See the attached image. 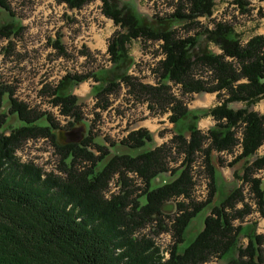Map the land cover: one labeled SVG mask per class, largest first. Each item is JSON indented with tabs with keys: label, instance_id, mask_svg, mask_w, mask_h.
Returning a JSON list of instances; mask_svg holds the SVG:
<instances>
[{
	"label": "trees",
	"instance_id": "1",
	"mask_svg": "<svg viewBox=\"0 0 264 264\" xmlns=\"http://www.w3.org/2000/svg\"><path fill=\"white\" fill-rule=\"evenodd\" d=\"M59 1L70 9H79L93 0ZM99 1L101 13L119 29L110 35L106 44L109 66L84 74L65 73L50 89L52 102L59 103L61 111L72 117L69 126L81 121L72 87L88 78L95 82L90 87L91 94L102 101L122 81L131 90L147 93L161 103L172 100L166 92L168 82L178 83L186 94L215 93L218 103L201 113L179 102L170 105L168 121L174 132L172 141L178 142L183 157L178 167L169 169L172 176L169 181L151 187V181L167 171L162 161L165 145L134 155L115 153L107 159L106 147L95 144V152L87 148L92 140L88 132L78 143L59 145L53 133L57 126L51 118L27 110L25 104L12 97L9 87L1 86L0 99L6 93L7 114L15 115L20 124L5 134L2 126L6 115L0 113V264H201L213 254L224 260V264H260L262 236L250 227L243 230L231 225V219L244 212V209H234L241 197L235 187L226 192L219 204L211 206L203 218L202 228L183 251L178 253L176 248L191 218L211 203L215 193L211 151L233 146L231 127L235 125L242 127L241 152L230 165L254 155L264 141V110L258 113L251 108L264 99V36L254 35L242 43L233 26L225 20L213 22L210 28L205 25L193 33L177 34L174 23L180 22L188 30L200 17H210L214 0H173L170 13L148 18L137 13L128 0ZM231 1L241 13L248 11L250 0ZM0 8L9 15L8 22L0 25V36L9 38L18 34L21 26L11 17L5 0H0ZM199 36L220 52L199 47ZM135 39L160 41L162 56L156 62L155 85L140 84L127 74L132 63L127 56V43ZM52 44L63 53L58 39ZM197 65L209 69L210 85L192 76L191 71ZM232 102L243 106L233 109L229 106ZM201 114H208L214 120L205 132L197 127ZM40 119L45 121L44 125H38ZM35 135L48 136L55 145L65 179L51 175L42 178L39 168L16 161L14 148L24 138ZM150 140L145 129L137 128L129 131L120 143L136 149ZM205 141L206 146L202 148ZM195 152L203 156L208 195L200 202L189 199L186 203H176L178 213L171 224L174 243L167 258L162 260L152 239L136 235L134 231L146 222L158 223L163 217L159 207L164 202L189 195L192 185L189 170ZM78 160L86 165L77 167ZM258 168H264V154L244 164L241 178L249 184L257 210L264 218L262 181L251 176ZM125 170L134 171L142 178L143 187H137L139 194L134 195L136 190L130 187L131 180L125 178ZM114 172L119 173V192L104 198L103 189ZM231 209L235 210L233 215L229 213ZM155 228L163 229L160 223ZM239 233L247 235L243 247L235 244Z\"/></svg>",
	"mask_w": 264,
	"mask_h": 264
},
{
	"label": "rangeland",
	"instance_id": "2",
	"mask_svg": "<svg viewBox=\"0 0 264 264\" xmlns=\"http://www.w3.org/2000/svg\"><path fill=\"white\" fill-rule=\"evenodd\" d=\"M5 1L12 14L11 17L16 23H19L21 30L18 34L9 38L0 36V87H9L12 90V97L25 104L27 110L32 111L34 114H43L42 116L48 115L51 118L46 106L51 101L50 89L56 80L65 73L84 74L100 68H107L109 61L106 54V44L110 35L119 31V29L101 13L99 0L90 1L79 9H70L59 0ZM128 4L137 13L148 18L154 15L164 16L170 13L173 10L174 1L128 0ZM252 9L254 11L250 12L248 10L241 13L237 5L231 0L214 3L210 17L198 20V23L191 26L188 30L185 29L186 25L180 22L174 23L173 28L178 35H185L198 29L201 30L205 25L211 27L213 22L219 20H225L233 28H237L243 22L255 18L251 17L252 13L257 17H264V4L254 6ZM8 20L9 15L0 8V25L8 22ZM234 31L242 43L250 38H244L242 32H237L235 29ZM55 39H58L63 53L53 46L52 43ZM198 41L199 47H205L213 53L220 52L215 45L206 42L202 36L198 37ZM159 54L157 41L135 39L127 43V56L132 60L127 72H132L129 74L134 78L133 81L143 85H155L154 83L157 79L155 68ZM191 73L194 78L201 79L207 85H210L212 74L208 68L197 65L193 67ZM94 83L91 78H88L72 87L71 93L77 98L81 121L71 126L67 125L64 131L55 128L53 133L56 143L60 145L59 141L64 143L76 142L78 139L81 140L88 132L92 140L91 143L87 144V148L95 152V144L106 147L108 149L106 159L115 153L134 155L147 148L165 145L162 161L165 164L164 166L167 167V171L160 173L154 178L151 181V187L169 181L172 178L169 174V169L178 167L180 159L183 157V153L178 149V142L172 141L174 132L168 121L170 105L179 102L182 105H186L187 108L201 113L202 110H207L218 102L215 93L186 94L183 93L179 84L173 82H168V88L166 89L167 94L172 98L170 102L161 103L152 99L147 93L131 90L124 83L107 93L104 96L105 101H102L98 98L95 99L91 94L90 87ZM5 94L3 93L0 99V113L6 115L2 130L7 134L11 127L17 126L20 122L17 121L15 115L8 116V104ZM241 105L243 104L240 102L229 103L231 108ZM251 108H254V111L258 113L264 110V99L255 103ZM206 115L208 114H201L199 116L200 120L198 119L199 121H197L199 122L197 126L202 132H205L210 126L208 122L206 124L207 128H205L206 126L204 128L200 126L201 121L209 120ZM209 121L211 124L214 123L213 119ZM37 123L38 125H44L45 121L40 119ZM81 123H84V131H82ZM137 128L145 129L151 136V140L140 148L128 149L120 141L124 138L127 131ZM67 131L71 132L68 134L66 133ZM111 143H114V146H110ZM206 143L207 141L204 142L202 148L206 146ZM195 153L196 159L197 157L200 159L201 155L198 152ZM13 154L16 161L30 163L40 170L42 169L44 173L51 172L47 174L52 177L61 180L66 177L65 170L63 167H58V162L57 171H60V174L53 173V165L58 160L59 155H57L55 145L48 136L35 135L24 138L14 148ZM263 154L264 141L254 155L248 157V159H240L232 165H230V162L234 158H227L225 161V158L218 155L216 151H211L209 158L215 170V193L211 203L202 208L187 224L182 240L177 244L178 253L183 251L202 228L203 218L208 214L211 206L219 204L226 192L235 187L238 188L241 197L235 203L234 209H244V212L241 216L233 217L231 225L233 227L240 226L243 230L250 227L254 229L255 233H259L262 236L263 261L260 264H264V218L260 216L255 208L250 207L255 202V198L250 187L244 186L245 181L241 178L244 164L251 161L255 156ZM106 159L101 161L99 166ZM85 165V162L78 160L77 167L82 168ZM198 165L196 164V166ZM125 171L130 172V170ZM256 172L254 170L251 176L253 177ZM115 173L118 175V172H114L108 178L106 187L102 192L103 195H106L104 192L109 191L108 183L111 178H114L113 175ZM261 181L260 186L264 190V178ZM142 182V178L141 183H138V185L132 181L130 182V187L136 190L134 195L139 194V189L143 187ZM174 198H181V196ZM182 198L184 202V197ZM248 202L251 203L249 204ZM234 209L229 211L231 215L235 212ZM176 214L169 215L170 217L168 216V218L162 217L159 220L158 223L162 224L163 227L161 230H156L155 228L158 224L157 221H150L135 229L134 233L136 235H146L161 249L167 251L174 243L171 224ZM246 242L247 235L239 233L235 241L236 247H243ZM224 263V260L218 259L213 254L201 264Z\"/></svg>",
	"mask_w": 264,
	"mask_h": 264
},
{
	"label": "built area",
	"instance_id": "3",
	"mask_svg": "<svg viewBox=\"0 0 264 264\" xmlns=\"http://www.w3.org/2000/svg\"><path fill=\"white\" fill-rule=\"evenodd\" d=\"M128 73H132L131 71H129ZM122 82L119 83V85ZM48 111L50 112L51 118L53 119V121L55 123H57L60 126H63L65 124H67L68 120L70 119L68 115H65L62 113L61 111V107L59 104H53L51 101L48 103V105L46 106ZM234 130V138H235V142L233 147L230 150H221L220 152H218V155H220L221 157L225 158V160L227 158H234L237 154L240 153L241 151V139H242V127L240 126H236L234 128H232ZM199 155H201L199 153ZM202 158L203 156H200V159L197 157V159L195 158L191 163H190V177H191V189L189 192V195L187 197H184L183 195H180L181 198H176L175 201L179 202L182 201V197H184V202H188V200L190 199L193 202H200L205 200L207 193H208V179L206 178L205 174H204V166L202 164ZM57 162L53 165V173L59 175L60 171H57ZM196 164H199L198 166H196ZM48 171V170H46ZM256 173L255 175H253V177H263L264 176V168H259L256 169ZM47 173H51V172H46L44 173L41 169V177H45V175ZM130 173V174H129ZM114 178H111V181L108 183L109 186V191L108 192H104L106 195H103L105 198H109L111 195L118 193L120 185H119V176L115 173ZM124 176L125 178H128L129 180H131L132 182H134L135 184L138 185V183H141V178L140 176H138L136 174V172L134 171H124ZM118 179V180H117ZM116 183V184H115ZM244 186L246 187H250L249 184L247 182H244ZM111 193V194H110ZM249 204L251 202H248ZM253 206V207H252ZM251 208H255L257 211V206L255 204V202L252 203V205H250ZM155 244V242H154ZM156 245V244H155ZM159 249L160 255L162 256V260L166 259L168 256V250H163L161 249L158 245H156Z\"/></svg>",
	"mask_w": 264,
	"mask_h": 264
},
{
	"label": "crops",
	"instance_id": "4",
	"mask_svg": "<svg viewBox=\"0 0 264 264\" xmlns=\"http://www.w3.org/2000/svg\"><path fill=\"white\" fill-rule=\"evenodd\" d=\"M224 1H228V0H214V3H222ZM259 5L258 3L256 4L255 2H253L252 0H250V3L248 4L247 8L248 10L251 12V11H254V9H252V7L254 6H257ZM251 17H255L253 18L252 20L250 21H245L243 22V24L239 27H234V29L237 31V32H242V36L244 38H249L253 35H262L264 36V17H257L254 13L251 14ZM262 99L259 100V102L261 101ZM257 103V102H256ZM243 105L241 106H237V107H232L234 109H237V108H240L242 107ZM254 110V108H252ZM263 112L260 111L259 113ZM205 117V116H204ZM206 118H208L209 120H211V116L210 115H206ZM200 120V119H199ZM198 120V121H199ZM201 121L200 122V126L202 128H204L208 122V124L211 126L212 124L210 123V121ZM197 124H199V122H197ZM209 126V127H210ZM198 127V126H197ZM208 127V128H209ZM207 128V126L205 127ZM207 128V129H208ZM259 149V148H258ZM257 151V150H256Z\"/></svg>",
	"mask_w": 264,
	"mask_h": 264
},
{
	"label": "water",
	"instance_id": "5",
	"mask_svg": "<svg viewBox=\"0 0 264 264\" xmlns=\"http://www.w3.org/2000/svg\"><path fill=\"white\" fill-rule=\"evenodd\" d=\"M82 125V131H84V124H81ZM62 131H64L63 129H60ZM71 131H67L66 133H70ZM82 139V138H81ZM80 140H76L75 141H72V143H78ZM60 145H64L66 143L62 142V141H59ZM175 209V203L174 202H170V201H166L164 202L160 207H159V213H164V214H170L174 211ZM156 214H154V216H156Z\"/></svg>",
	"mask_w": 264,
	"mask_h": 264
}]
</instances>
